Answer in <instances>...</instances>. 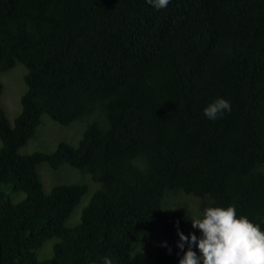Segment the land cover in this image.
I'll use <instances>...</instances> for the list:
<instances>
[{"label":"trees","instance_id":"trees-1","mask_svg":"<svg viewBox=\"0 0 264 264\" xmlns=\"http://www.w3.org/2000/svg\"><path fill=\"white\" fill-rule=\"evenodd\" d=\"M19 64L14 125L0 102V264H179L178 231L201 237L207 207L264 231V0H0V73ZM217 98L231 111L209 120ZM44 116L89 123L77 147L21 154ZM41 164L90 183L46 191Z\"/></svg>","mask_w":264,"mask_h":264},{"label":"clouds","instance_id":"clouds-1","mask_svg":"<svg viewBox=\"0 0 264 264\" xmlns=\"http://www.w3.org/2000/svg\"><path fill=\"white\" fill-rule=\"evenodd\" d=\"M146 2L162 10L167 8L170 0ZM226 111H231L230 102L217 98L203 110V115L215 120ZM191 220L192 227L199 229L202 236L198 238L193 233L189 239L178 231L181 242L177 247L183 251L185 244L189 245L179 264H264V231L246 216H237L234 206L207 207L201 217ZM193 246H198L201 255L192 250ZM103 264H113V261L106 256Z\"/></svg>","mask_w":264,"mask_h":264},{"label":"rangeland","instance_id":"rangeland-1","mask_svg":"<svg viewBox=\"0 0 264 264\" xmlns=\"http://www.w3.org/2000/svg\"><path fill=\"white\" fill-rule=\"evenodd\" d=\"M26 73V68L20 64L8 72L0 73V81L4 85V92L1 96L0 102L11 125H14L16 118L22 110L21 98L26 92V85L24 81ZM88 123V120H79L70 126H62L56 123L49 116H44L35 137L29 141V143L24 146L20 152L21 154H31L34 152L50 153L54 152L61 142H67L77 147L83 137L84 130L86 129ZM39 172L46 191H51L54 186L67 183L71 179L77 180L75 182H82L86 184L90 183V177L88 175L82 174L67 165L62 166L58 170H54L47 164H41L39 166ZM92 188L93 187H91V189ZM14 197L18 202H20L25 195L15 193ZM91 197V194H87L83 198L77 209V213L79 215H81L84 207L87 206ZM189 202H191L193 208L196 206V200L190 199ZM172 208H174V206ZM195 218H198V216H195ZM53 243V241H49L45 245V248L38 252L37 255L39 259H45L52 256ZM138 256L140 255H137V257ZM136 262L137 264H143L139 260V257Z\"/></svg>","mask_w":264,"mask_h":264}]
</instances>
